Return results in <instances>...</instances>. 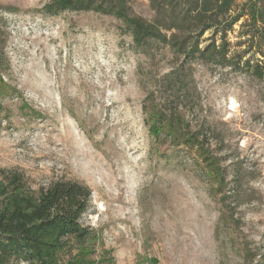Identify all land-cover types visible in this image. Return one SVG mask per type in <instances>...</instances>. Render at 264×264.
<instances>
[{"label": "rangeland", "instance_id": "1", "mask_svg": "<svg viewBox=\"0 0 264 264\" xmlns=\"http://www.w3.org/2000/svg\"><path fill=\"white\" fill-rule=\"evenodd\" d=\"M49 1L0 0V169L34 189L89 187L95 264H264V39L249 0L200 37L222 63L137 46L112 15L45 14ZM127 7L158 18L151 0ZM158 108L182 113L204 154L156 137Z\"/></svg>", "mask_w": 264, "mask_h": 264}, {"label": "trees", "instance_id": "2", "mask_svg": "<svg viewBox=\"0 0 264 264\" xmlns=\"http://www.w3.org/2000/svg\"><path fill=\"white\" fill-rule=\"evenodd\" d=\"M128 0H50L41 9L48 15L65 11H95L120 19L134 43L149 41L168 44L187 60L220 62L226 54L213 45L200 48V37L212 28L225 30L232 21L226 17L235 0H151L158 18L149 22L130 14ZM253 22H261L264 39V0H249ZM165 30L182 32L183 37ZM220 30V29H218ZM196 32V37H190ZM3 33L0 24V35ZM4 54L0 47V96ZM151 130L204 154L206 139L198 141L184 115L166 109L152 110ZM88 186L72 180L53 181L34 189L24 173L0 169V264H95L92 230L81 222L91 200Z\"/></svg>", "mask_w": 264, "mask_h": 264}, {"label": "bare ground", "instance_id": "3", "mask_svg": "<svg viewBox=\"0 0 264 264\" xmlns=\"http://www.w3.org/2000/svg\"><path fill=\"white\" fill-rule=\"evenodd\" d=\"M233 103H234V101H233ZM234 105V104H233Z\"/></svg>", "mask_w": 264, "mask_h": 264}]
</instances>
